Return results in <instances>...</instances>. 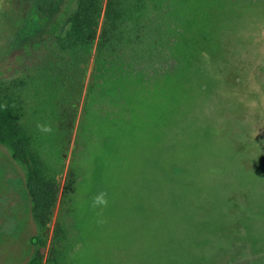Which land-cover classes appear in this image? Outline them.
Masks as SVG:
<instances>
[{
  "label": "rangeland",
  "instance_id": "374dc122",
  "mask_svg": "<svg viewBox=\"0 0 264 264\" xmlns=\"http://www.w3.org/2000/svg\"><path fill=\"white\" fill-rule=\"evenodd\" d=\"M172 1L134 66L0 0V264H264V0Z\"/></svg>",
  "mask_w": 264,
  "mask_h": 264
},
{
  "label": "trees",
  "instance_id": "16d2710c",
  "mask_svg": "<svg viewBox=\"0 0 264 264\" xmlns=\"http://www.w3.org/2000/svg\"><path fill=\"white\" fill-rule=\"evenodd\" d=\"M104 1L79 0V10L60 34L62 52L94 44ZM174 21L172 0H107L99 55L106 60L129 57L134 66L145 65L149 57L167 54L171 45L166 33Z\"/></svg>",
  "mask_w": 264,
  "mask_h": 264
},
{
  "label": "clouds",
  "instance_id": "9594fccd",
  "mask_svg": "<svg viewBox=\"0 0 264 264\" xmlns=\"http://www.w3.org/2000/svg\"><path fill=\"white\" fill-rule=\"evenodd\" d=\"M42 130L45 132H50L51 128L50 127H43ZM106 196H107V193L101 192L98 195H96L95 197H93L92 207L93 208H96V207L106 208L108 206V203H109ZM100 222L103 223L104 221H100Z\"/></svg>",
  "mask_w": 264,
  "mask_h": 264
}]
</instances>
